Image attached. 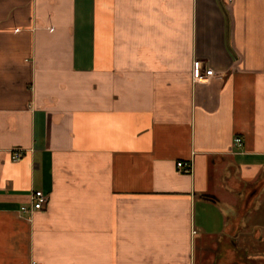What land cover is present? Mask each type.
I'll return each instance as SVG.
<instances>
[{"label":"crops","instance_id":"1","mask_svg":"<svg viewBox=\"0 0 264 264\" xmlns=\"http://www.w3.org/2000/svg\"><path fill=\"white\" fill-rule=\"evenodd\" d=\"M33 262L264 264V0H0V264Z\"/></svg>","mask_w":264,"mask_h":264},{"label":"built area","instance_id":"2","mask_svg":"<svg viewBox=\"0 0 264 264\" xmlns=\"http://www.w3.org/2000/svg\"><path fill=\"white\" fill-rule=\"evenodd\" d=\"M214 76H215L214 71L211 69H206L202 61L200 60L194 61L192 77L195 83L205 82ZM235 143L237 146H241L242 145L241 138H236ZM22 158H23V154L20 151L15 152V154L13 155V160L15 162L21 160ZM177 166L179 168V171L183 173H186V174L192 173V163L179 162ZM48 200H49L48 197L42 191H36L32 195L31 207L23 206L21 207L19 212L21 214L28 215L36 211H40L44 209V207L47 205ZM32 264H39V263L33 262Z\"/></svg>","mask_w":264,"mask_h":264},{"label":"trees","instance_id":"3","mask_svg":"<svg viewBox=\"0 0 264 264\" xmlns=\"http://www.w3.org/2000/svg\"><path fill=\"white\" fill-rule=\"evenodd\" d=\"M214 199V198H213Z\"/></svg>","mask_w":264,"mask_h":264}]
</instances>
